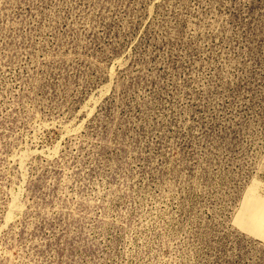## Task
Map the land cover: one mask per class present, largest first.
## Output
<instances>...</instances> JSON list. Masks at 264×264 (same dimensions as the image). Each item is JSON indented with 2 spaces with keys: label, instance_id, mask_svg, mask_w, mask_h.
I'll use <instances>...</instances> for the list:
<instances>
[{
  "label": "rangeland",
  "instance_id": "rangeland-1",
  "mask_svg": "<svg viewBox=\"0 0 264 264\" xmlns=\"http://www.w3.org/2000/svg\"><path fill=\"white\" fill-rule=\"evenodd\" d=\"M0 264H264V0H0Z\"/></svg>",
  "mask_w": 264,
  "mask_h": 264
}]
</instances>
